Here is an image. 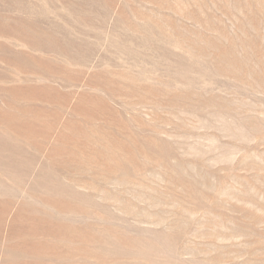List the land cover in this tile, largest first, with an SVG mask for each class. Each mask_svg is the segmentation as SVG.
Here are the masks:
<instances>
[{"label": "rangeland", "instance_id": "374dc122", "mask_svg": "<svg viewBox=\"0 0 264 264\" xmlns=\"http://www.w3.org/2000/svg\"><path fill=\"white\" fill-rule=\"evenodd\" d=\"M0 108V264H264V0H0Z\"/></svg>", "mask_w": 264, "mask_h": 264}, {"label": "bare ground", "instance_id": "6f19581e", "mask_svg": "<svg viewBox=\"0 0 264 264\" xmlns=\"http://www.w3.org/2000/svg\"><path fill=\"white\" fill-rule=\"evenodd\" d=\"M19 2V1H18ZM17 3V2H16ZM8 6V5H7ZM24 9V8H23ZM4 18V17H3ZM16 20V19H15ZM15 27V26H14ZM6 28V27H5ZM16 28V27H15ZM18 28V27H17ZM12 29V28H11ZM6 31H7V29H6ZM18 31V30H17ZM4 32V31H3ZM10 32V31H9ZM6 33V32H5ZM15 36V35H14ZM40 45V44H39ZM2 47V46H1ZM16 55V54H15ZM8 58H10V57H8ZM16 59V58H15ZM19 62V61H18ZM26 62V61H25ZM24 67V66H23ZM24 69V68H23ZM26 69V68H25ZM24 69V70H25ZM28 70V69H27ZM29 71V70H28ZM4 72V71H3ZM5 73V72H4ZM24 73H25V71H24ZM27 73V72H26ZM22 74V73H21ZM12 76V75H11ZM10 76V77H11ZM34 88V87H33ZM40 91V90H39ZM35 93V92H34ZM6 94V93H5ZM1 109V108H0ZM38 109V108H37ZM12 119V118H11ZM14 120H16V119H14ZM7 125V124H6ZM9 128H10V126H9ZM14 128V127H13ZM15 131H16V128L14 129ZM4 144V143H3ZM0 149H1V147H0ZM8 159V158H7ZM31 159V158H30ZM22 167V166H21ZM4 189H6V188H4ZM9 194V193H8ZM6 205H8V204H6ZM4 212V211H3ZM16 213V212H15ZM5 214V213H4ZM3 214V215H4ZM14 217V216H13ZM15 218V217H14ZM18 219H20L19 217H18ZM3 220V219H2ZM16 221H18V220H16ZM14 223H16V222H14ZM16 226V225H15ZM13 227V225H11V228ZM14 229V228H13ZM12 231V230H11Z\"/></svg>", "mask_w": 264, "mask_h": 264}]
</instances>
